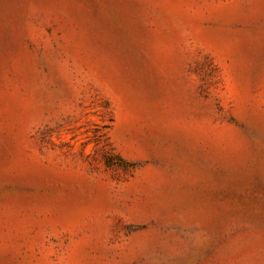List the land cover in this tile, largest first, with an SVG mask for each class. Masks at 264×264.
<instances>
[{
    "label": "rangeland",
    "instance_id": "1",
    "mask_svg": "<svg viewBox=\"0 0 264 264\" xmlns=\"http://www.w3.org/2000/svg\"><path fill=\"white\" fill-rule=\"evenodd\" d=\"M0 264H264V0H0Z\"/></svg>",
    "mask_w": 264,
    "mask_h": 264
}]
</instances>
